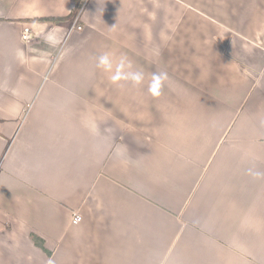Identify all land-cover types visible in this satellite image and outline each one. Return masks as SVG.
<instances>
[{"label": "crops", "instance_id": "crops-1", "mask_svg": "<svg viewBox=\"0 0 264 264\" xmlns=\"http://www.w3.org/2000/svg\"><path fill=\"white\" fill-rule=\"evenodd\" d=\"M83 2L0 0V264H264V0Z\"/></svg>", "mask_w": 264, "mask_h": 264}, {"label": "built area", "instance_id": "built-area-1", "mask_svg": "<svg viewBox=\"0 0 264 264\" xmlns=\"http://www.w3.org/2000/svg\"><path fill=\"white\" fill-rule=\"evenodd\" d=\"M83 1H84L83 2V6H84L87 0H83ZM81 11H82V9H80L78 11V15H76V17H75V22L73 24V28H71L70 31L74 30L75 28H77L78 30L83 29V26L79 24V14L81 13ZM31 37H32V28H31V26L26 25L23 29V32H22V38L24 40H29V39H31ZM81 220H82V216L79 213H76L74 215V218H73L74 223H78Z\"/></svg>", "mask_w": 264, "mask_h": 264}, {"label": "rangeland", "instance_id": "rangeland-1", "mask_svg": "<svg viewBox=\"0 0 264 264\" xmlns=\"http://www.w3.org/2000/svg\"><path fill=\"white\" fill-rule=\"evenodd\" d=\"M122 2V0H113V2H112V4H114L115 6H117V5H119V3H121ZM103 12L104 13H106V15H108L109 13H110V8H109V6H107L106 8H104V10H103ZM74 22H75V18L73 19V21H72V23L70 24V26H71V28H73V24H74ZM71 28H70V30H71ZM77 28H75V30H76ZM34 35H33V33H32V37H33ZM264 36V32H263V35H262V37ZM31 37V38H32ZM30 40V39H29ZM262 41H264V38H262ZM161 44L162 45H164L165 44V38H163V40L161 41ZM158 125V124H157ZM156 125H154V122H152L151 120L150 121H148L147 120V122H146V127H148V128H150V129H152V130H154L155 131V129H156V127H155ZM185 240V238H183V241ZM175 256H177V255H173L172 257L174 258Z\"/></svg>", "mask_w": 264, "mask_h": 264}, {"label": "trees", "instance_id": "trees-1", "mask_svg": "<svg viewBox=\"0 0 264 264\" xmlns=\"http://www.w3.org/2000/svg\"><path fill=\"white\" fill-rule=\"evenodd\" d=\"M76 15V9H73V11L71 12V14L70 15H68L67 17H43V18H41L42 20H53V21H60V20H62V19H65V18H72V17H74ZM33 237H34V240L36 241V242H38V244H40V245H43L41 242H40V240L37 238V236L34 234L33 235Z\"/></svg>", "mask_w": 264, "mask_h": 264}]
</instances>
